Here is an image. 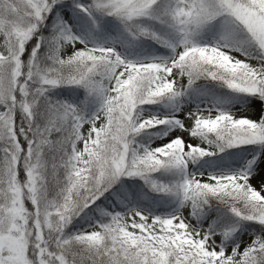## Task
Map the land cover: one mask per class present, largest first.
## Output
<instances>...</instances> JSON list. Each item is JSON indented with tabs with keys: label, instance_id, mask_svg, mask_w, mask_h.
I'll list each match as a JSON object with an SVG mask.
<instances>
[{
	"label": "snow or ice",
	"instance_id": "1",
	"mask_svg": "<svg viewBox=\"0 0 264 264\" xmlns=\"http://www.w3.org/2000/svg\"><path fill=\"white\" fill-rule=\"evenodd\" d=\"M0 264H264V0H0Z\"/></svg>",
	"mask_w": 264,
	"mask_h": 264
}]
</instances>
